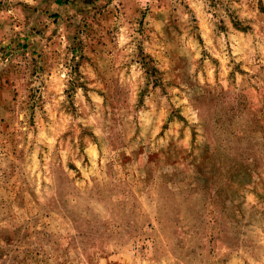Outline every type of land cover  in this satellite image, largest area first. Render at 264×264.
Masks as SVG:
<instances>
[{"label": "rangeland", "instance_id": "obj_1", "mask_svg": "<svg viewBox=\"0 0 264 264\" xmlns=\"http://www.w3.org/2000/svg\"><path fill=\"white\" fill-rule=\"evenodd\" d=\"M0 264H264V0H0Z\"/></svg>", "mask_w": 264, "mask_h": 264}]
</instances>
